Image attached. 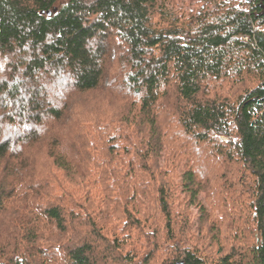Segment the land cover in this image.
I'll return each instance as SVG.
<instances>
[{
  "label": "trees",
  "instance_id": "16d2710c",
  "mask_svg": "<svg viewBox=\"0 0 264 264\" xmlns=\"http://www.w3.org/2000/svg\"><path fill=\"white\" fill-rule=\"evenodd\" d=\"M179 262L264 264V0H0V264Z\"/></svg>",
  "mask_w": 264,
  "mask_h": 264
},
{
  "label": "rangeland",
  "instance_id": "374dc122",
  "mask_svg": "<svg viewBox=\"0 0 264 264\" xmlns=\"http://www.w3.org/2000/svg\"><path fill=\"white\" fill-rule=\"evenodd\" d=\"M171 134V133H170ZM152 149L154 150V147H152ZM167 148L164 146L163 148H162V150L161 151H158V154H159V158H158V162H159V166H162L163 164H164V162H165V160L163 159L164 157H166V152H167ZM169 151V150H168ZM171 153V152H170ZM173 155V154H172ZM185 161H182V163H184ZM179 165H180V167H182V164L179 162ZM161 168V167H160ZM155 177V176H154ZM157 179V178H156ZM160 180H163V177H160L159 178ZM179 182V180H177V183ZM179 186L180 185H177L176 186V188L177 189H179ZM180 191V189L178 190V192ZM154 195V194H153ZM176 197H177V199H178V203H180L181 204V200H182V198L184 197V194H182V195H176ZM204 198L206 199L207 198V195L205 196V193H204V191H203V189L201 188V192L198 194V196H197V198H196V200L198 201V202H196L194 205L196 206V204L197 203H199L201 206H203L204 208H205V212H207L208 213V211H209V208L207 207L208 205L206 204V202L204 201ZM151 200H153V198H151ZM177 202H176V204H177ZM175 204V205H176ZM151 205H152V201H151ZM194 205L192 206V207H190V210H191V218H190V220L192 221V224L193 223H195L196 224V222H197V220H198V213H197V211H198V209L197 208H194ZM174 211L176 212L177 211V206L175 207V209H174ZM196 221V222H195ZM193 226H194V224H193Z\"/></svg>",
  "mask_w": 264,
  "mask_h": 264
},
{
  "label": "water",
  "instance_id": "95a60500",
  "mask_svg": "<svg viewBox=\"0 0 264 264\" xmlns=\"http://www.w3.org/2000/svg\"><path fill=\"white\" fill-rule=\"evenodd\" d=\"M176 264H183L182 262L176 263Z\"/></svg>",
  "mask_w": 264,
  "mask_h": 264
}]
</instances>
